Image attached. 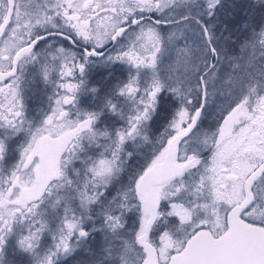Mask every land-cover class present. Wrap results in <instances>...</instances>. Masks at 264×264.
Here are the masks:
<instances>
[{
	"label": "snow or ice",
	"instance_id": "1",
	"mask_svg": "<svg viewBox=\"0 0 264 264\" xmlns=\"http://www.w3.org/2000/svg\"><path fill=\"white\" fill-rule=\"evenodd\" d=\"M238 7L0 0V264H264V0Z\"/></svg>",
	"mask_w": 264,
	"mask_h": 264
},
{
	"label": "trees",
	"instance_id": "2",
	"mask_svg": "<svg viewBox=\"0 0 264 264\" xmlns=\"http://www.w3.org/2000/svg\"><path fill=\"white\" fill-rule=\"evenodd\" d=\"M234 2L239 5L238 8L235 9L234 14L232 16V26L234 28H238L241 23L245 21V19L249 16L248 7L249 5L254 3V0H234ZM228 3H233V0H228ZM258 16V13H257ZM233 50H235V46H233ZM94 86H98L102 81L100 79L92 81ZM162 130V129H161ZM97 241L99 237L96 238ZM95 246V245H93Z\"/></svg>",
	"mask_w": 264,
	"mask_h": 264
},
{
	"label": "flooded vegetation",
	"instance_id": "3",
	"mask_svg": "<svg viewBox=\"0 0 264 264\" xmlns=\"http://www.w3.org/2000/svg\"><path fill=\"white\" fill-rule=\"evenodd\" d=\"M106 72H107V69H104V68L94 69L92 72L91 83L93 84L92 81L97 80V79H100L102 81V77L104 76ZM115 75L119 76L120 72H116ZM38 104H39V101L35 97L30 102V106L33 108L37 107ZM210 111L212 112V115H210L209 118L205 121V127L212 124L216 118L215 111L212 109H210ZM85 259H87V253L81 251L80 253H78V259L76 261H72L71 264H80V261H83Z\"/></svg>",
	"mask_w": 264,
	"mask_h": 264
}]
</instances>
